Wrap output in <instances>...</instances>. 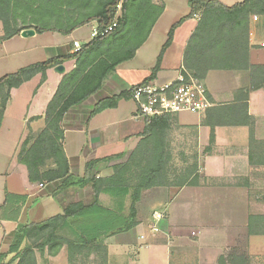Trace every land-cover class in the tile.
Masks as SVG:
<instances>
[{
    "label": "crops",
    "instance_id": "obj_1",
    "mask_svg": "<svg viewBox=\"0 0 264 264\" xmlns=\"http://www.w3.org/2000/svg\"><path fill=\"white\" fill-rule=\"evenodd\" d=\"M180 1L186 4L187 12L176 16L168 5ZM188 1L153 0L154 4H163L164 10L146 41L131 60L118 65L106 76L96 95L63 121L65 156L71 161L76 159L70 164L73 176H83L89 159L124 155L121 160L98 165L91 173V178L95 179L110 177L113 166L123 163L141 141L144 118L138 116V109L132 100H120L115 108L105 109L88 120L86 116L100 99L118 96L150 75L170 27L189 14ZM217 1L230 7L242 0ZM197 24L198 16L175 30L172 43L163 54L156 82L175 81L182 74L185 49ZM159 28L163 29L164 36L158 44H151ZM248 28L249 62L251 65H264V17H257L256 21L250 18ZM45 34H50L58 43V46L42 47L47 52V59L56 56V50L65 46L72 47L70 53L75 52L73 42L78 40L73 33L69 36ZM45 34L27 38L19 35L4 42L0 48H7L15 41L25 43ZM63 67L65 71L61 75L53 69L48 70L46 80L39 88L40 78L36 76L10 91L0 125V206L6 194L23 195L27 200L17 221L0 220V253H6L9 248L3 239L19 227L51 218L45 215L38 222L33 220L34 217L24 220L33 201H38L37 212L42 211L41 204L44 206L49 200L62 212L63 206L68 203L89 201V187L71 189L56 198L40 197L45 186L31 184L26 168L17 160L29 131L38 132L44 128L46 106L62 78L74 70L75 61H68ZM203 83L213 107L198 115L183 113L170 118L171 129L179 131L182 140H193L197 145L200 167L196 183L180 188L161 187L145 191L136 204L138 225L127 233L103 241L106 264H178L174 261L176 252L185 254L182 256L186 259L183 264H218L219 257L239 254L245 255V264H264V235L249 233V217L264 216V88L247 93L248 75L239 71H210ZM20 90L27 91V101L11 114L12 102ZM39 95L41 102L34 105ZM244 105L246 112L242 109ZM117 144L130 146L112 153L113 146ZM85 148L89 153L84 155ZM129 202L127 198L126 206ZM154 226L157 232L152 231ZM257 228L253 223L251 231L255 232ZM131 255L133 258L130 259ZM50 260L52 264H66L65 248Z\"/></svg>",
    "mask_w": 264,
    "mask_h": 264
},
{
    "label": "trees",
    "instance_id": "obj_2",
    "mask_svg": "<svg viewBox=\"0 0 264 264\" xmlns=\"http://www.w3.org/2000/svg\"><path fill=\"white\" fill-rule=\"evenodd\" d=\"M188 6L189 14L170 27L155 66L142 83L156 79L175 30L198 16L197 27L184 53L185 80L190 77L203 82L210 71H239L248 75L247 93L264 88V65L250 64L248 41V22L253 16L264 17V0H242L230 7L217 0H189ZM163 10V4H154L153 0H0V45L27 30L37 35L69 36L94 23L98 32V36L73 53H70L72 47L58 48L56 56L0 77L1 125L12 89L36 76H40L39 88L48 70L75 61L74 70L62 78L46 106L44 128L29 131L17 160L26 168L31 184L45 186L40 197L56 198L71 189L89 187L87 203L80 200L68 203L63 206L62 214L21 226L4 238L9 248L6 253H0V264H37L35 251L40 258L55 257L62 248H66L69 264H106L103 241L138 225L136 204L145 191L196 183L198 170L184 177L181 183L169 181L167 167L172 160L168 137L172 116L169 115L144 118L141 141L123 163L113 166V174L107 178H91V173L98 165L121 160L124 155L89 159L83 176L75 177L70 172V164L76 159L68 160L63 150V121L101 90L109 73L134 57ZM108 28L111 31L105 33ZM120 100H131V91L100 99L86 120L105 109L115 108ZM242 109L246 112V105ZM83 152L89 153L87 148ZM101 195L117 201L119 210L103 207L99 201ZM26 200L23 195L6 194L0 206V220L17 221ZM253 223L258 226L255 232L251 231ZM249 233L264 235V216L249 217ZM245 263L244 254L218 259V264Z\"/></svg>",
    "mask_w": 264,
    "mask_h": 264
},
{
    "label": "rangeland",
    "instance_id": "obj_3",
    "mask_svg": "<svg viewBox=\"0 0 264 264\" xmlns=\"http://www.w3.org/2000/svg\"><path fill=\"white\" fill-rule=\"evenodd\" d=\"M168 6H169V10L175 11V14H177L176 16H182L186 14L187 12L186 4L182 1L174 2ZM170 16L171 15L167 16V18H165L163 22L167 21V19ZM95 28H96V25L94 23L85 25L75 30L73 32V37L78 40L77 42H79L80 46H82V44H87L88 41L92 39L91 33ZM162 30H163L162 28H159L157 30V32L155 33V37H153L152 39L151 44L156 45L160 42V40H162L163 38L162 36H164L162 34ZM1 35H2V31H1V24H0V36ZM56 37H58L57 39H59V36H56ZM57 44L58 43H56L55 39L52 38L50 34H45L40 37L36 36V38L29 39L25 43L15 41V42L8 44L7 48L6 46L3 48H0V77L6 74H9V73H13L17 71L18 69L25 67L29 64L43 62L44 60L47 59L46 57L47 52H45V50H43L42 47L44 46L54 47V46H58ZM121 74L123 73L121 72ZM27 96L28 94H27V91L25 90H20L18 92L17 96H15V99L13 100L12 105H11V110H10L11 114L15 113L19 109L18 107H20V109L23 107V105L27 101ZM40 102H41V95H39V97L36 98L34 105ZM168 137L170 140V153L172 156V160L167 167L168 177H169L170 182H172L173 184H178V183H181L184 177L186 178L191 173L197 170L199 171V167H200L199 160L200 159L198 158V150H197V145L195 141L189 140L188 142H186L182 140L180 132L177 131L176 129L170 130ZM128 146L130 145L117 144L113 146L114 149L111 152L116 153V152L125 150ZM87 197H88V193H87ZM100 200H101L100 201L101 204H103L105 207L111 208L115 211L119 210V205L117 201H115L111 197L104 195L100 198ZM37 202L38 201L32 202L31 210L26 211L24 220L26 219V217L28 218L34 217L33 220L38 222L39 220L44 219L45 215H49L53 217V216H56L62 213V209H60L59 206H56L52 200L46 201L44 203V206L43 204H41L43 210L40 212H37V209H38V206L36 205ZM128 206L129 205H127V207ZM52 208H55V210H52ZM126 211L127 209L125 210V212ZM145 215H146L145 217H147L148 214L146 213ZM65 252H66V248H65ZM35 253H36L37 264H52L53 263L50 260L53 257H47L46 255H44L43 258H40L39 252L35 251ZM183 255L185 254L181 252L174 253V257H175L174 261H176V263L178 264H183V262H186L185 261L186 259L182 258ZM129 258L131 259L133 258V256L131 255ZM65 261H66V264H69L68 259H67V252H66ZM91 261L92 259L90 260V262Z\"/></svg>",
    "mask_w": 264,
    "mask_h": 264
},
{
    "label": "built area",
    "instance_id": "obj_4",
    "mask_svg": "<svg viewBox=\"0 0 264 264\" xmlns=\"http://www.w3.org/2000/svg\"><path fill=\"white\" fill-rule=\"evenodd\" d=\"M253 20L256 21L257 17H253ZM108 31H111V28L105 33ZM96 36L98 32L94 29L91 37ZM73 47L77 51L81 46L79 42L74 41ZM129 91H131V100L138 109V116L142 118L175 116L183 113L198 115L213 107L207 98L204 83L190 77L185 80L182 74L175 81L167 83L148 81L135 85ZM152 231L157 232L158 229L154 226ZM140 239L144 237L140 236Z\"/></svg>",
    "mask_w": 264,
    "mask_h": 264
},
{
    "label": "water",
    "instance_id": "obj_5",
    "mask_svg": "<svg viewBox=\"0 0 264 264\" xmlns=\"http://www.w3.org/2000/svg\"><path fill=\"white\" fill-rule=\"evenodd\" d=\"M35 34V32L33 30H27V31H23L20 33L21 37H28V36H33ZM54 72L58 73L59 75L63 74L64 73V67L63 65H59L57 67H55L54 69Z\"/></svg>",
    "mask_w": 264,
    "mask_h": 264
}]
</instances>
